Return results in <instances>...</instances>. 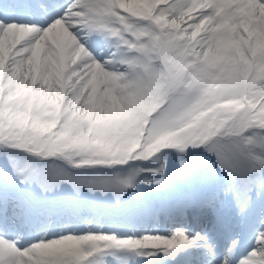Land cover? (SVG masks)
<instances>
[{"label":"snow or ice","instance_id":"snow-or-ice-1","mask_svg":"<svg viewBox=\"0 0 264 264\" xmlns=\"http://www.w3.org/2000/svg\"><path fill=\"white\" fill-rule=\"evenodd\" d=\"M200 2L182 5L167 0L141 10L129 9L127 0H0V38H6L13 27L34 30L15 45L14 52L35 43L59 23L71 38V48L82 50L80 65L98 64L121 74L118 79L126 92L137 89L141 68L147 70L145 74L160 72L156 100L163 101L146 118L143 137L120 135L118 126L112 135L123 144L111 151L72 138L64 128L71 112L55 131L46 133V126L26 123L0 97V264H105L103 257L118 253L141 259L163 255L171 258L168 264H193L198 253L181 250L200 247L213 257V264H264V51L257 52L241 37L245 64L234 70L221 66L205 74L199 57L217 34L210 30L190 41L186 35L180 38L184 29L179 27L186 9ZM220 7L213 4L189 23L195 27L207 19L211 29L232 17L237 26L243 23L264 33V0H245L218 16ZM241 7L247 14L235 16ZM162 17L169 26L161 23ZM90 43L111 49V58L99 59L86 47ZM210 82L218 87H210ZM227 101H234V107L221 106ZM162 114L166 119H160ZM131 119L138 128L142 117L133 114ZM201 148L214 156V170L199 159ZM162 150L174 153V175L182 183L170 203L180 216L202 226L203 232L189 234L179 226L167 236L87 232L30 238L33 219L44 211L38 201L62 184L70 185L76 194L84 186L119 198L135 187L142 172H151L159 178L140 182L163 186L168 159ZM155 154L163 157L158 167L134 168L123 177L69 171L146 161ZM249 233L250 250L239 254ZM68 241L76 243L74 252L61 250Z\"/></svg>","mask_w":264,"mask_h":264},{"label":"rangeland","instance_id":"rangeland-1","mask_svg":"<svg viewBox=\"0 0 264 264\" xmlns=\"http://www.w3.org/2000/svg\"><path fill=\"white\" fill-rule=\"evenodd\" d=\"M222 2V7L217 9L218 16L226 10H230L233 5H242L245 0H201L195 6L188 7L183 14L184 19L179 22V27L184 29L180 36L181 39L186 35L190 41H195L204 32L210 30L217 34L216 41L210 47H206L199 57L200 61L205 62V65L210 66V68H213L212 63H216L221 59L222 61L226 60V64H228L231 58L244 65L247 57L240 43L241 37L251 42L257 52L264 51V33L258 28L245 26L243 23L237 26L232 22V17H229L223 23L212 26L211 29L209 28L210 22L207 19L201 20L199 25L195 27L189 23L208 7L213 4L221 5ZM165 3H167V0H127L129 9L141 10H148ZM177 3L192 5L194 0H177ZM246 14L247 9L243 7L236 9L234 12V15L239 17ZM161 23L169 26L166 18L162 17ZM253 23H255V20H253ZM55 28L57 30L50 29L46 31L39 40L26 45L23 50L18 52H14L13 48L33 33L32 28L13 27L7 33L6 38H0V97H4L2 95L4 88H6L7 94L5 96L8 97L11 108L28 110V108L39 104L49 117L50 130L58 125L61 118L66 114L74 112L81 120L80 132L82 140L85 142L92 133L93 125H100L107 130L120 126L119 129L129 134L136 131L137 127L131 117L133 114H137V105L143 104L140 103V99L144 96L142 89L145 90V88L139 87L138 82L135 92H126L124 85L120 84L118 79L121 74L109 72L98 64L81 66L82 50L77 51L72 48L67 50L68 39H71L69 34L63 25L59 23ZM62 34H66L65 39ZM61 36L62 39L60 40H63V46L61 45L62 42L59 41ZM90 44H87L86 47L99 59L111 58L108 54L111 49L105 51L106 46L98 47L95 43ZM228 51L231 52L230 56L227 55ZM13 61H18V63H13ZM189 65H185L183 71ZM140 71L143 74L142 68ZM257 71H259V66ZM156 74L155 80L159 81L161 74L158 71H156ZM152 88L155 92L156 84ZM144 101L145 98H143ZM232 102H224L221 106L231 108ZM162 103L163 101L159 102V105L150 107L147 113L141 112L144 121L140 125L141 129L138 130L140 131L139 136L142 134V137L144 136L146 118L156 112ZM236 110H240L239 107ZM56 112L57 114L59 112L58 116ZM160 119H166V115L162 114ZM162 151L168 159L163 186L157 187L154 184L147 186L140 182L144 179L159 178H155L151 172H142L137 177L135 187L127 189L119 198L111 192L89 191L84 186L81 187L80 193L76 194L70 185L62 184L59 189L46 194V198L42 197L38 201L44 211L33 219L29 234L30 238L35 240L43 236L51 239L65 234L80 235L87 232L114 233L119 237L141 236V232L167 236L169 234L168 229L157 231L154 225L151 228L141 230L133 228L134 220L130 219L132 212L137 208H141L140 205H146L144 201L146 193L157 192L156 198H153L156 201L163 196L166 185L171 186L172 191L179 188L178 184L180 182L174 175L173 162L175 155L174 153L169 154L166 150ZM197 152L199 156V152H203L208 159L211 158V160H207L210 161L207 168L214 170V156L208 154L202 148L198 149ZM162 158L160 154H155L146 161L132 160L124 165L96 166V168L86 169L84 173L85 176L112 177L119 174L123 177L128 174L129 170L134 168L149 169L158 167ZM84 194L88 197H85ZM145 199H148V201L153 200L151 197ZM131 201L133 202L131 203ZM58 210L60 215L56 221V216L53 213ZM55 222L58 227L51 225L52 223L54 225ZM256 227L258 228V225ZM247 238L248 240L245 239L247 241L239 250V254H246L250 250L251 233ZM76 248L77 245L74 241H68L61 250L74 252ZM127 256L126 254H118L116 257L107 256L102 259L105 264H115L116 262L124 264L123 259H127ZM209 258L210 255H206L202 262L208 263Z\"/></svg>","mask_w":264,"mask_h":264},{"label":"trees","instance_id":"trees-1","mask_svg":"<svg viewBox=\"0 0 264 264\" xmlns=\"http://www.w3.org/2000/svg\"><path fill=\"white\" fill-rule=\"evenodd\" d=\"M204 69H205V74L211 70L209 67H207L205 65V62H201ZM213 64V69H217L218 67H221L223 66L224 64L219 61V62H216V63H212ZM190 66H186L185 68V71L188 70V68H190ZM224 67V66H223ZM151 75L148 76V78L146 79L147 81H145V84H143V86L145 88H150L152 82H151ZM210 85H214L215 87L214 88H217L218 85H216L215 83H212L210 82ZM149 91V90H148ZM7 94V90L6 88H4V91H3V99H4V103H6L7 105H9L11 107V104H10V101L8 99L7 96H5ZM146 96H145V101L148 102H152V103H156V100H153L151 95L149 96V92H146L145 93ZM149 96V98H148ZM64 106L65 103H63ZM14 109V108H13ZM15 115L19 118H23L25 120V122H33V123H36L38 125H44L46 126V133H50V132H53L57 129V125L55 127H53L51 130H50V127H49V117H47V115L44 113V111L41 109L40 105H35V106H32L30 108H28V110H17L15 112ZM62 119V118H61ZM61 122V120L59 121V123ZM58 123V124H59ZM80 123H81V120L79 119L78 115L75 114L74 112H72V115L70 117L69 120L65 121L64 122V128L66 130V132L74 139H80L82 140V134L80 132ZM92 133L89 137L93 138V141H89V138L87 139L86 142H95L97 145L101 146V147H107L109 150L111 151H117L123 144L122 141H120L118 143V140H119V136H113L112 133H110L108 130L104 129L103 127H101L100 125H93V128H92ZM120 135H121V132H120ZM57 163H62L61 161H56ZM92 167H85V168H80V169H69L70 172L74 173V174H79V175H83V172L86 171V169H91ZM66 184V183H65ZM68 185V184H66ZM86 188V187H85Z\"/></svg>","mask_w":264,"mask_h":264},{"label":"bare ground","instance_id":"bare-ground-1","mask_svg":"<svg viewBox=\"0 0 264 264\" xmlns=\"http://www.w3.org/2000/svg\"><path fill=\"white\" fill-rule=\"evenodd\" d=\"M57 26V25H56ZM54 29H56L57 30V28H55L54 27ZM56 35H58V34H56ZM62 36H63V38L65 39V37L64 36H66V34H62ZM62 36L59 38V41H60V43L63 41V40H60V39H62ZM70 38V37H69ZM69 40V41H68ZM67 41H68V49L67 50H70L71 49V43H70V40L71 39H68ZM65 42H66V40H65ZM66 44H67V42H66ZM61 45L63 46V42L61 43ZM62 49V48H61ZM81 54V53H80ZM83 57V56H82ZM156 178V177H155ZM172 178V177H171ZM153 191V190H152ZM160 192V191H159ZM152 194V193H151ZM157 194L156 193H153L152 195H151V199H153V198H155V196H156ZM140 201V200H139ZM142 201V200H141ZM133 201H131V203H132ZM136 203V202H135ZM130 205V204H129ZM56 208V207H55ZM57 209V208H56ZM53 214H55V216H56V221L58 220V216L60 215V213H59V210L58 211H56L55 213H53ZM177 213H175L174 212V215H176ZM144 217V216H143ZM103 218V217H102ZM116 218V217H115ZM164 219H165V217H164ZM143 220V222H144V219H142ZM192 221V220H191ZM192 223H195V222H193L192 221ZM138 224H140L139 226H138V229H142L143 228V224H142V222L141 221H139L138 222ZM114 225H116V224H114ZM126 225V224H125ZM185 226V225H184ZM197 231H201V227H200V225H198V227H197V230H196V232ZM140 233V232H139ZM192 233H194V231H192ZM141 235H144V234H149V233H140ZM199 250V252H201L202 254L204 253L203 251V249H198ZM212 261H213V259H211ZM135 262H134V260H132V262H131V264H134ZM151 264H154V263H151Z\"/></svg>","mask_w":264,"mask_h":264}]
</instances>
